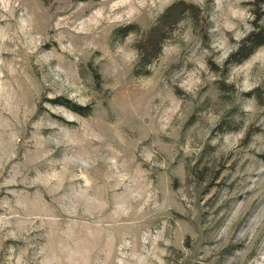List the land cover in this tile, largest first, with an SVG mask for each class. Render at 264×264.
<instances>
[{
	"label": "rangeland",
	"instance_id": "rangeland-1",
	"mask_svg": "<svg viewBox=\"0 0 264 264\" xmlns=\"http://www.w3.org/2000/svg\"><path fill=\"white\" fill-rule=\"evenodd\" d=\"M263 41L264 0H0V264H264Z\"/></svg>",
	"mask_w": 264,
	"mask_h": 264
},
{
	"label": "trees",
	"instance_id": "trees-1",
	"mask_svg": "<svg viewBox=\"0 0 264 264\" xmlns=\"http://www.w3.org/2000/svg\"><path fill=\"white\" fill-rule=\"evenodd\" d=\"M161 26V25H160ZM260 26H258V28H259ZM160 39V38H159ZM264 42V41H263ZM244 43L246 44V45H249L250 46V50L252 51L253 49H255L257 46H259L260 44H262V41H257L256 39H254L253 38V35H252V37L251 38H249V39H247V40H245L244 41ZM157 45H158V43H155V45L154 46H156L157 47ZM242 49V48H241ZM240 49V50H241ZM251 51H249V52H247V53H241V54H238V56L239 55H241L238 59H236L237 61H241V60H243L244 58H246V57H248L249 56V54H250V52ZM235 60V61H236ZM59 100H61V99H59ZM64 103L68 106V107H70V108H72L73 110H75V111H77V112H79V113H84V108L85 107H83V106H81V105H78V104H75V103H73L72 101H70V100H66V101H64Z\"/></svg>",
	"mask_w": 264,
	"mask_h": 264
}]
</instances>
